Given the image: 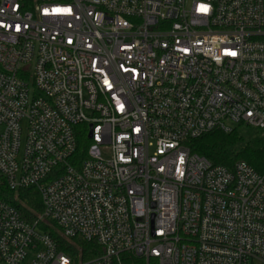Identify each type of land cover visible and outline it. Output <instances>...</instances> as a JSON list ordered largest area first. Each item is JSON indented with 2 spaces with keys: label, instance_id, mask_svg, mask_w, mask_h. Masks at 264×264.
Returning a JSON list of instances; mask_svg holds the SVG:
<instances>
[{
  "label": "built area",
  "instance_id": "1",
  "mask_svg": "<svg viewBox=\"0 0 264 264\" xmlns=\"http://www.w3.org/2000/svg\"><path fill=\"white\" fill-rule=\"evenodd\" d=\"M239 124L264 128V0H0V174L43 203L0 199V264H264V172L186 144Z\"/></svg>",
  "mask_w": 264,
  "mask_h": 264
},
{
  "label": "trees",
  "instance_id": "2",
  "mask_svg": "<svg viewBox=\"0 0 264 264\" xmlns=\"http://www.w3.org/2000/svg\"><path fill=\"white\" fill-rule=\"evenodd\" d=\"M87 131L88 127L85 126L78 135V147L72 159L76 165H80L88 155L90 140ZM186 144L192 152L205 156L214 164L232 167L237 161H245L256 170L264 172V128L239 124L231 132L214 130L190 139ZM0 199L16 207L29 222L37 220L43 210L41 195L36 187L16 191L8 186L3 177L0 180ZM40 228L50 233L59 248L76 260H86L100 252L94 242L64 237L51 222L42 221Z\"/></svg>",
  "mask_w": 264,
  "mask_h": 264
},
{
  "label": "rangeland",
  "instance_id": "3",
  "mask_svg": "<svg viewBox=\"0 0 264 264\" xmlns=\"http://www.w3.org/2000/svg\"><path fill=\"white\" fill-rule=\"evenodd\" d=\"M24 130H26L25 128H24ZM88 132V131H87ZM1 177H2V175L0 174V180H1ZM58 231V230H57ZM58 233H60V231H58Z\"/></svg>",
  "mask_w": 264,
  "mask_h": 264
},
{
  "label": "water",
  "instance_id": "4",
  "mask_svg": "<svg viewBox=\"0 0 264 264\" xmlns=\"http://www.w3.org/2000/svg\"><path fill=\"white\" fill-rule=\"evenodd\" d=\"M91 135H92V133L90 132V133H89V136H91Z\"/></svg>",
  "mask_w": 264,
  "mask_h": 264
}]
</instances>
